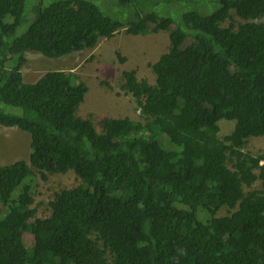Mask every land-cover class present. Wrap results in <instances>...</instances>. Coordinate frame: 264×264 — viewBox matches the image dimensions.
I'll return each instance as SVG.
<instances>
[{"label": "trees", "instance_id": "1", "mask_svg": "<svg viewBox=\"0 0 264 264\" xmlns=\"http://www.w3.org/2000/svg\"><path fill=\"white\" fill-rule=\"evenodd\" d=\"M34 11L19 36L27 0H0V126L32 138L30 161L0 166V264H264V152L245 151L264 136V0H225L184 13L182 25L154 11L123 22L90 0ZM124 28L170 33L151 65L155 85L123 72L144 122L105 117L99 132L78 116L89 87L71 70L25 81L27 54L61 58ZM222 120L236 122L224 138ZM29 162L45 180L74 171L83 182L56 193L46 218L32 208Z\"/></svg>", "mask_w": 264, "mask_h": 264}, {"label": "rangeland", "instance_id": "2", "mask_svg": "<svg viewBox=\"0 0 264 264\" xmlns=\"http://www.w3.org/2000/svg\"><path fill=\"white\" fill-rule=\"evenodd\" d=\"M60 0H27V23L19 30L18 35L24 34L36 17L34 9L38 5L49 6ZM97 4L108 16L128 22L143 15V11H154L163 16L172 17L182 25L183 14L190 11H199L210 14L217 10L225 0H194L178 3H168L164 0H147L134 5H123L116 0H90ZM235 11H232L234 15ZM11 21V18H8ZM233 21L238 26L246 21L234 15ZM230 21L225 24L228 26ZM224 26V25H223ZM184 28V27H183ZM186 29V28H185ZM171 48L170 33L161 31L149 35H132L127 30L121 29L110 39H101L94 49L84 50L61 58H46L41 54H27L28 63L22 69L25 81L34 84L47 72L54 70H71L76 73L89 87L85 101L78 108V116L90 118L96 128L102 132L101 120L110 118H130L134 121H143L137 97L127 94L122 90L123 72L135 70L140 80L156 84V75L151 65L159 60L161 55ZM8 113L22 115L23 110L2 106ZM235 121L222 120L220 122V137L232 133ZM0 166L12 165L20 160L30 161L32 153L31 135L18 128L0 126ZM157 145H149V149ZM246 152L258 154L264 152V136L253 137L248 140ZM31 165V163L29 162ZM35 174V186L32 192L38 218L51 215L50 202L56 193L64 189H72L82 185V180L70 171L67 174H48V179H43L39 170L31 165ZM260 187V183L256 184ZM21 189L15 193L18 194ZM229 214L228 208H223L218 216ZM65 243L57 244L56 249L61 251Z\"/></svg>", "mask_w": 264, "mask_h": 264}]
</instances>
